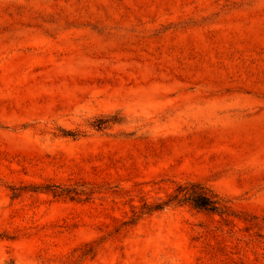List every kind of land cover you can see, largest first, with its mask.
<instances>
[{"label":"rangeland","instance_id":"374dc122","mask_svg":"<svg viewBox=\"0 0 264 264\" xmlns=\"http://www.w3.org/2000/svg\"><path fill=\"white\" fill-rule=\"evenodd\" d=\"M0 264H264V0H0Z\"/></svg>","mask_w":264,"mask_h":264},{"label":"trees","instance_id":"16d2710c","mask_svg":"<svg viewBox=\"0 0 264 264\" xmlns=\"http://www.w3.org/2000/svg\"><path fill=\"white\" fill-rule=\"evenodd\" d=\"M105 121L99 123V128ZM75 191V190H73ZM54 195H68L73 197L72 190L63 189L61 192L53 191ZM189 203L194 208L210 213L224 214L226 210L221 204V199L207 186L198 182H186L178 184L175 190L168 195L167 200L155 204H146V212L161 210L166 205Z\"/></svg>","mask_w":264,"mask_h":264}]
</instances>
